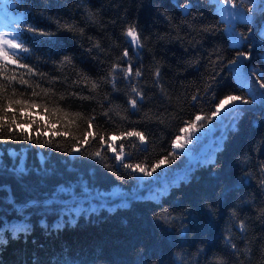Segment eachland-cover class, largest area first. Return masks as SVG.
Instances as JSON below:
<instances>
[{
	"label": "trees",
	"instance_id": "1",
	"mask_svg": "<svg viewBox=\"0 0 264 264\" xmlns=\"http://www.w3.org/2000/svg\"><path fill=\"white\" fill-rule=\"evenodd\" d=\"M234 2L236 11L252 17L251 21L236 20L233 25L236 33L246 38L244 47L238 50L247 51L250 46L252 63L257 69L264 68L261 0ZM185 5L189 6L187 12L183 11ZM249 6L251 13L247 11ZM218 7L214 0H85L83 6L79 0H13L7 7L0 0V26L8 33L22 31L29 24L55 32V24L46 19L51 18L83 28L82 38L79 33H57L59 47L50 45L48 37L26 33L25 46L34 51L29 54L31 61L21 62L38 64L37 70L47 73L42 87L51 86L57 97L62 94L64 108L85 117L95 115L93 131L96 125L111 130L108 118L100 114L113 106H120L119 115L109 112L116 124L121 123V116L139 121L144 113L155 114L137 129L147 138L146 152L125 142V151L132 154L126 163H144L145 157L155 163L173 151L171 141L183 126L181 121L192 119L201 108L209 113L214 108L212 92L203 91L213 72L211 61L217 52L226 59L235 55ZM85 9L92 13L91 21ZM21 16L27 23L21 22ZM131 24L141 32L142 50L129 45L131 38L124 35ZM201 28L215 31L202 33ZM125 49L129 56L124 59L131 60L133 72L137 67L142 69V76L132 82L138 83L146 98L134 115L124 111L129 107L128 82L118 74L121 82L116 93L110 83H105L110 65ZM64 55L72 56L75 68L66 67L61 73L54 62ZM156 67L161 73L158 84L154 82ZM222 67L215 69L220 73L216 96L222 99L225 94H235L253 100L241 106L247 110L238 120L239 131H226L228 119L207 131L200 130L199 141L186 145V154L177 155L153 177L136 173L144 183L129 175L130 169L120 167L110 151L99 161L87 155L69 157L64 149H69L71 137L58 138L62 147L41 148L29 141L0 144V152L21 151L30 169L47 167L49 172V178L39 182L35 175L27 177L30 187H21L8 173L0 174V185H4L0 190V237L7 241L0 246V264H264V189L260 187L264 179V102L254 76L245 74L242 84L235 73L222 72ZM76 72L86 74L98 87L93 90L90 84L74 85L73 81L79 79ZM55 75L60 79L50 85ZM197 89L200 98L192 101ZM72 92L91 98L82 100L69 95ZM106 95L111 104L104 99ZM77 123L79 128L70 126L76 137L83 130V121ZM24 127L37 135L33 125ZM42 131L51 134V129ZM118 135L111 138L116 140ZM221 136L226 137L223 149L214 151ZM98 147L93 142L88 151ZM207 160L212 162L204 163ZM185 175L191 176L190 181L184 182ZM61 186L70 191L59 192ZM29 198L55 200V204L19 211L18 204L13 203ZM166 213L175 218L173 222L157 219ZM241 220L245 221L246 233L240 231ZM25 222H30L31 232L26 237L16 233L18 238H12L13 228ZM231 244H236L238 254H233ZM246 245L251 253L245 252Z\"/></svg>",
	"mask_w": 264,
	"mask_h": 264
},
{
	"label": "snow or ice",
	"instance_id": "2",
	"mask_svg": "<svg viewBox=\"0 0 264 264\" xmlns=\"http://www.w3.org/2000/svg\"><path fill=\"white\" fill-rule=\"evenodd\" d=\"M4 2L6 7L9 4H13V0H4ZM84 2L85 0H79L81 6H83ZM214 3L220 5L216 11L220 14V20L227 25V32L231 36L235 55L230 59H226L221 53H216V59L211 61L214 67L210 75V81L206 82L203 88L204 93H208L209 91L212 92L213 100L210 102L214 103V108L210 110V113L201 108L194 114L192 119L181 121L183 126L179 127L176 138L171 141L173 151L168 155L158 159L155 163H149L147 157H145L144 163L125 162L126 160L132 159V154L125 151V142H128L130 146L139 148L142 152L147 151L145 147L147 138L143 132L137 129L138 126H144V121L151 120L155 114L150 115L149 113H144L139 121H130L127 116H121V123L116 124L109 115V112H115L119 115L120 106H113L100 114L108 118L106 123L110 124L111 130H101V126L96 125L97 130L93 131V124L96 120L95 115L85 117L82 113L70 112L61 105V101L64 100L62 94L57 97L51 86L48 88L42 87L41 82L47 76V73L39 72L37 70L39 67L38 64L33 66L30 63L21 62L22 60L31 61L32 57L29 54L34 51V49L25 46L26 43H28L26 33H31L33 36L50 38L48 43L53 47L60 46V36H58L57 33H72L73 36L79 33L81 38L84 34V29L77 28L74 23H61L60 19L51 20V18L46 19H48L50 23L55 24V32L47 31L45 28L33 24H29L22 31L17 30L12 33L0 31V144L8 141H29L41 148L53 146L62 147L58 142V138L71 137L72 143L69 145V149H64L68 152L69 157L80 159L81 156L87 155L99 161L106 158L105 153L110 151L113 153L111 158L118 162L120 167L126 170L130 169L131 172L129 175L134 176L135 179L144 183L145 181L143 178L136 176V173H142L143 177H153V173H156L157 169L163 170L164 167L173 163L177 155L186 154L189 151V149H186V145H191L199 141L200 136L197 133L200 130L207 131L214 125L223 123L225 119H228L229 124L227 125L226 131L238 132V120L242 112L247 110L241 106L253 103V100L235 94H225L222 99L216 96V88L220 84L217 77L220 76V73L216 72L215 69L223 65L221 71H228L230 75L235 73L236 78L239 79L242 84L245 83L243 79L245 74L254 76L255 83L261 90L259 96L261 101L264 102V68L257 69L252 63L253 53L250 46L247 51L238 50L244 47L246 38L242 34H237L233 25L236 20L251 21L252 17L245 16L242 11H236L237 5L234 0H214ZM176 6L179 7V5ZM229 6L231 7V11H228ZM261 7L264 9V0H261ZM188 9L189 6L185 5L183 11L187 12ZM85 11L87 12L88 20L91 21L92 13L87 9H85ZM247 11L251 13L253 11L252 7L249 6ZM161 15H163V13ZM21 22L27 23V21L23 19V16H21ZM214 31V28L200 29L202 33ZM249 31H251V29H249ZM261 34L264 35V30H262ZM124 35L126 38H131L128 40L129 45L135 44L137 48L143 49L144 45L140 38L141 32L137 30L135 24L129 25ZM95 47H99V42L96 43ZM89 51H91V49H89ZM128 56L129 52L125 49L119 60L110 65L108 78H106L105 83H110L113 93H116L119 92L116 86L121 82L117 78L118 74L122 77L123 81L128 82L130 93L127 94L126 103L129 107L124 109V111L134 115L140 112L139 104L145 103L146 98L144 91L139 87L138 83L132 82L134 78L142 76V69L137 67L135 72H133L131 60L124 59ZM123 63H126L127 67H123ZM54 65L60 69L61 73L66 67L75 68L71 55H64L59 59L58 63L54 62ZM75 75H77L79 79L73 81L74 85H79L80 83L90 84L93 90L98 87L96 81H92L86 74L82 75L80 72H76ZM160 76V69L156 67L154 72L155 83H159ZM59 79V75H55L51 77L49 84L53 85L58 82ZM34 80L35 82H33ZM21 87L24 88L23 91L19 90ZM163 92L164 89L161 87V93ZM250 94L255 98V93H251L250 91ZM69 95L77 96L82 100L91 98L81 96L79 92H72L69 93ZM200 95V89H197L196 93L192 95L191 100L198 101ZM104 99L111 104L107 95ZM156 119H160V116L156 115ZM53 120L56 121L55 124L52 123ZM78 121H83V130L80 132V135L76 137L72 134L70 126L77 125L79 128ZM161 122L163 121L161 120ZM25 124L34 126V131L37 133L35 137L24 127ZM61 127L64 129L63 131H61ZM42 129H51V134L47 135ZM117 132L119 135L116 137V140L121 141L119 144H117L116 140L111 138L113 135H116ZM46 135L47 138L42 140L41 138ZM225 139V136L220 137V141L217 142L214 151L223 149V141ZM93 142L98 143L99 147L96 151L90 152L88 151V146H91ZM262 146H264V142H262ZM181 149L185 150V152L180 153L177 151ZM5 156L9 158L7 161L4 159ZM169 157H172V159ZM41 162L43 163V157H41ZM211 162V160L204 161V163ZM2 173H8L21 187L31 186L28 183L27 177L32 175L37 177V182L41 179L47 180L49 178L47 167L30 169L25 163L23 153L17 150L0 152V174ZM157 176H159V173H157ZM190 179V175H185L184 182H188ZM147 182L150 183L151 181ZM260 187L264 189V179L260 181ZM3 189L4 185H0V190ZM68 191H70V189L64 186L59 188V192L61 193ZM13 203L18 204L19 211H24L25 209L31 210L41 206L51 207L55 204V200L40 201L39 199L29 198L23 202L14 200ZM261 213L262 219H264V209H261ZM160 218H164L166 222L169 223L173 222L175 219L170 213L164 214L163 217H157V219ZM71 222L70 220L69 223ZM2 227L3 225L0 224V228ZM239 228L242 233H246L244 220L240 221ZM31 230L30 222L19 224L13 228L12 238H18L16 233H23L26 237ZM6 243L7 241L0 237V246ZM230 246L233 249V254L239 253L236 244H231ZM245 252L251 253L252 249L246 245ZM261 256L264 258V249H261Z\"/></svg>",
	"mask_w": 264,
	"mask_h": 264
},
{
	"label": "water",
	"instance_id": "3",
	"mask_svg": "<svg viewBox=\"0 0 264 264\" xmlns=\"http://www.w3.org/2000/svg\"><path fill=\"white\" fill-rule=\"evenodd\" d=\"M177 151H179V152H184L185 150H183V149H181V150H177ZM202 152H200L199 154H201ZM199 154H197L195 157H194V159L193 160H196L197 159V157L199 156Z\"/></svg>",
	"mask_w": 264,
	"mask_h": 264
},
{
	"label": "rangeland",
	"instance_id": "4",
	"mask_svg": "<svg viewBox=\"0 0 264 264\" xmlns=\"http://www.w3.org/2000/svg\"><path fill=\"white\" fill-rule=\"evenodd\" d=\"M0 31H2L1 26H0ZM2 32H3V31H2Z\"/></svg>",
	"mask_w": 264,
	"mask_h": 264
}]
</instances>
